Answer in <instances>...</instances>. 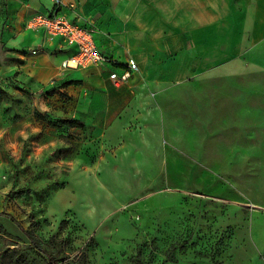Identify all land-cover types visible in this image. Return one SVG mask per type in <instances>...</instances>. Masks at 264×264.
<instances>
[{
	"label": "rangeland",
	"instance_id": "1",
	"mask_svg": "<svg viewBox=\"0 0 264 264\" xmlns=\"http://www.w3.org/2000/svg\"><path fill=\"white\" fill-rule=\"evenodd\" d=\"M46 3L0 0V264H264V68L64 70Z\"/></svg>",
	"mask_w": 264,
	"mask_h": 264
},
{
	"label": "crops",
	"instance_id": "2",
	"mask_svg": "<svg viewBox=\"0 0 264 264\" xmlns=\"http://www.w3.org/2000/svg\"><path fill=\"white\" fill-rule=\"evenodd\" d=\"M62 1L77 5L68 12L80 22L73 23L92 27L95 19L94 38L101 51L120 64L134 60L138 70L122 84L233 76L264 68V0ZM52 9L47 0L39 12ZM44 36L62 52L61 61L72 53L59 37ZM43 70H36L38 76ZM67 70L95 71L109 82L110 71L120 72L112 66Z\"/></svg>",
	"mask_w": 264,
	"mask_h": 264
},
{
	"label": "built area",
	"instance_id": "3",
	"mask_svg": "<svg viewBox=\"0 0 264 264\" xmlns=\"http://www.w3.org/2000/svg\"><path fill=\"white\" fill-rule=\"evenodd\" d=\"M49 13H35L28 21L30 29L42 30L49 38L59 37L72 53L61 61L62 69H101L106 66L119 67L120 72L110 71L108 78L116 85L128 81L133 71L138 70L134 60L120 64L106 55L95 42L94 28L73 23L61 14V0H52Z\"/></svg>",
	"mask_w": 264,
	"mask_h": 264
},
{
	"label": "trees",
	"instance_id": "4",
	"mask_svg": "<svg viewBox=\"0 0 264 264\" xmlns=\"http://www.w3.org/2000/svg\"><path fill=\"white\" fill-rule=\"evenodd\" d=\"M65 122L73 123L72 120H66ZM0 215H2V216H7V217H9L11 220L14 221L13 217H10V215H9L8 213L4 212V211H0ZM15 222H16V221H15ZM24 233H25L26 236L30 239L31 242H33L34 244H36V242H37V241H36V238H35V236H34L32 233H30V232L27 231V230H24Z\"/></svg>",
	"mask_w": 264,
	"mask_h": 264
}]
</instances>
